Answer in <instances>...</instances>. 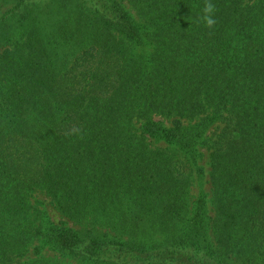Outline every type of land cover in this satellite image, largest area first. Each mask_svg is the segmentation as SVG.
<instances>
[{
  "label": "trees",
  "instance_id": "1",
  "mask_svg": "<svg viewBox=\"0 0 264 264\" xmlns=\"http://www.w3.org/2000/svg\"><path fill=\"white\" fill-rule=\"evenodd\" d=\"M212 3L0 0V264H264V0Z\"/></svg>",
  "mask_w": 264,
  "mask_h": 264
},
{
  "label": "rangeland",
  "instance_id": "2",
  "mask_svg": "<svg viewBox=\"0 0 264 264\" xmlns=\"http://www.w3.org/2000/svg\"><path fill=\"white\" fill-rule=\"evenodd\" d=\"M4 8V7H3ZM126 9L130 11L133 16H135L134 12L130 9L129 5H126ZM8 47H10L9 43H0V53H2L4 50H6ZM156 120L161 119V117H155ZM164 124L170 125L171 121L167 119H163ZM218 125L215 124L212 126V128L208 131V135H212L214 130L216 129L215 126ZM164 142H158V145H163L166 146L165 144H161ZM202 158L199 159L197 162V165H193L192 163L188 162L186 168L188 171L191 172L192 175V186H191V203L194 205L196 200L198 199L200 192L203 191L207 195V202L210 208V211L212 210V206L210 204L211 201V195H212V186L209 181V151L208 148L202 147ZM190 163V164H189ZM196 167L197 171L200 172V175L196 172ZM31 198L33 202L41 208V210L45 211L52 220L55 223H58L60 225H65V226H71L73 225L71 222L65 223L63 221H66L64 217L61 216V214L56 210L54 204L52 203L50 197H48L46 194L42 193L41 191H37L33 194H31ZM41 255H51V256H58L56 252L49 250L47 248L43 249ZM38 255L35 254V251L33 248L29 250V252L23 257V259H31L35 258ZM69 263L70 264H81L73 259L69 258Z\"/></svg>",
  "mask_w": 264,
  "mask_h": 264
},
{
  "label": "clouds",
  "instance_id": "3",
  "mask_svg": "<svg viewBox=\"0 0 264 264\" xmlns=\"http://www.w3.org/2000/svg\"><path fill=\"white\" fill-rule=\"evenodd\" d=\"M216 11V5L212 3V0H205L204 7L202 8V15L199 17V20L209 29H213L217 23L215 19Z\"/></svg>",
  "mask_w": 264,
  "mask_h": 264
}]
</instances>
